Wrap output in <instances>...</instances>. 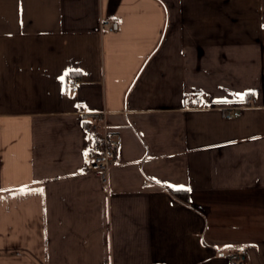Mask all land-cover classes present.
<instances>
[{
    "label": "crops",
    "instance_id": "obj_1",
    "mask_svg": "<svg viewBox=\"0 0 264 264\" xmlns=\"http://www.w3.org/2000/svg\"><path fill=\"white\" fill-rule=\"evenodd\" d=\"M97 112L120 143L107 187L82 170ZM241 247L264 264V0H0V264Z\"/></svg>",
    "mask_w": 264,
    "mask_h": 264
},
{
    "label": "built area",
    "instance_id": "obj_2",
    "mask_svg": "<svg viewBox=\"0 0 264 264\" xmlns=\"http://www.w3.org/2000/svg\"><path fill=\"white\" fill-rule=\"evenodd\" d=\"M102 29H108L109 31H115L118 29V23L116 21H104L100 24ZM69 89L75 91V87L78 85L76 78H68ZM253 99L251 96L248 98V105H253ZM239 114V107L226 108L225 116L227 118L234 117ZM92 120L83 128L89 134L91 141V149L81 155L82 170L95 172L101 181V185L107 187L109 182V168L116 158L120 147L117 139L113 133L107 129L105 124V116L103 112L94 113ZM234 260L232 264H247V250L241 248L234 249Z\"/></svg>",
    "mask_w": 264,
    "mask_h": 264
},
{
    "label": "trees",
    "instance_id": "obj_3",
    "mask_svg": "<svg viewBox=\"0 0 264 264\" xmlns=\"http://www.w3.org/2000/svg\"><path fill=\"white\" fill-rule=\"evenodd\" d=\"M175 193V196H177L179 199L181 200H185L187 199V196H186V191L185 189L184 190H175L174 191Z\"/></svg>",
    "mask_w": 264,
    "mask_h": 264
},
{
    "label": "snow or ice",
    "instance_id": "obj_4",
    "mask_svg": "<svg viewBox=\"0 0 264 264\" xmlns=\"http://www.w3.org/2000/svg\"><path fill=\"white\" fill-rule=\"evenodd\" d=\"M70 74H71V70H69V71H67L66 73H65V76H62L61 77V82H62V84L63 83H65V77L66 76H70ZM66 91H67V89H66ZM241 99H243V97L241 96ZM222 102H227V101H222ZM171 187V186H170ZM177 190H184V189H177ZM21 191H25L24 189H21Z\"/></svg>",
    "mask_w": 264,
    "mask_h": 264
}]
</instances>
